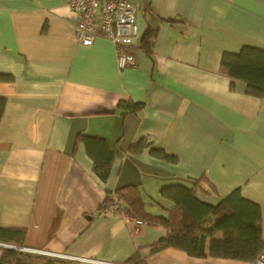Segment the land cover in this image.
<instances>
[{
    "label": "crops",
    "instance_id": "obj_1",
    "mask_svg": "<svg viewBox=\"0 0 264 264\" xmlns=\"http://www.w3.org/2000/svg\"><path fill=\"white\" fill-rule=\"evenodd\" d=\"M134 3L141 29L135 64L120 68L111 40L77 39L79 14L68 0H0V73L12 75L0 81V225L26 228L17 248L55 256L250 264L174 247L151 253L167 235L163 225L131 216L118 202L107 213L99 208L117 188L137 184L145 211L167 215L174 204L161 188L205 176L216 190L198 193L200 200L217 204L240 188L260 205L264 248V95L247 94L240 80L232 89L220 71L223 52L264 49V0ZM145 33L151 53L141 49ZM123 101L144 106L125 111ZM88 137L105 139L113 151L104 179L95 170L108 163L99 159L103 148ZM141 140L176 160L150 145L132 147Z\"/></svg>",
    "mask_w": 264,
    "mask_h": 264
},
{
    "label": "trees",
    "instance_id": "obj_2",
    "mask_svg": "<svg viewBox=\"0 0 264 264\" xmlns=\"http://www.w3.org/2000/svg\"><path fill=\"white\" fill-rule=\"evenodd\" d=\"M142 41L141 49L151 53L153 40L150 39L148 33L144 34ZM129 49L136 51L138 48L132 44L129 45ZM220 66L221 73L231 79L232 89L236 88V81L240 80L245 83L247 94L264 95V49L245 45L238 52L225 51L222 54ZM11 78L12 75L0 73V81H7ZM5 106L6 99L0 98V120ZM143 106L141 102L123 101L119 103V108L125 111L130 110V112H136ZM84 138L85 135L79 136V140ZM85 140H88V143H99L103 148L100 158L99 153H95V158H105V162L108 163H105L102 169L100 163L97 162L95 170L103 179L106 178L109 164L114 156L113 151L105 139L88 137ZM147 145L151 146V152L157 156L174 161L177 158L176 155L154 145L152 141L141 140L132 147ZM210 190H216V188L205 176L194 180L192 185L179 183L164 185L160 192L174 205L168 209L167 215H155L145 211L140 186L128 184L117 188L110 194L99 210L107 213L106 209L118 202L131 216L163 225L167 230V235L150 246L151 253L174 247L196 257L213 256L254 260L261 251L260 205L245 198L240 188L231 191L217 204H210L198 198V193L208 194ZM120 209L118 206V210ZM25 233L26 228H9L0 225V243L21 246ZM0 250L2 251L0 264H85L19 248L0 246ZM144 260L140 254L136 253L127 260L126 264H145Z\"/></svg>",
    "mask_w": 264,
    "mask_h": 264
},
{
    "label": "built area",
    "instance_id": "obj_3",
    "mask_svg": "<svg viewBox=\"0 0 264 264\" xmlns=\"http://www.w3.org/2000/svg\"><path fill=\"white\" fill-rule=\"evenodd\" d=\"M68 4L79 14L75 35L82 44L91 45L98 36L106 37L115 45L120 68L135 64V54L129 45L138 38L141 29L134 0H68ZM136 223L142 224L143 221L137 220ZM91 263L118 264L98 260ZM250 264H264V248Z\"/></svg>",
    "mask_w": 264,
    "mask_h": 264
},
{
    "label": "rangeland",
    "instance_id": "obj_4",
    "mask_svg": "<svg viewBox=\"0 0 264 264\" xmlns=\"http://www.w3.org/2000/svg\"><path fill=\"white\" fill-rule=\"evenodd\" d=\"M11 246L17 247V245H15V244H12ZM24 250H26V249L24 248ZM30 252H33V251H30ZM41 252H43V253H40V254H45V255L52 256V257H57V258H60V259L71 260V261H78V262L85 263V264H99V263H91V262H93L92 259L79 258V257H74L72 259V258L67 257L66 255L55 256V255H52V254L50 255L48 252H45V251H41ZM34 253H37V252H34Z\"/></svg>",
    "mask_w": 264,
    "mask_h": 264
},
{
    "label": "water",
    "instance_id": "obj_5",
    "mask_svg": "<svg viewBox=\"0 0 264 264\" xmlns=\"http://www.w3.org/2000/svg\"><path fill=\"white\" fill-rule=\"evenodd\" d=\"M11 245H12V244L0 243V246L11 247V248H17V247L11 246Z\"/></svg>",
    "mask_w": 264,
    "mask_h": 264
},
{
    "label": "bare ground",
    "instance_id": "obj_6",
    "mask_svg": "<svg viewBox=\"0 0 264 264\" xmlns=\"http://www.w3.org/2000/svg\"><path fill=\"white\" fill-rule=\"evenodd\" d=\"M77 25V24H76ZM140 35V34H139ZM98 37H100V36H98ZM101 37H103V36H101ZM104 38H106V37H104ZM108 39V38H107ZM110 40V39H109ZM92 45V44H91Z\"/></svg>",
    "mask_w": 264,
    "mask_h": 264
}]
</instances>
